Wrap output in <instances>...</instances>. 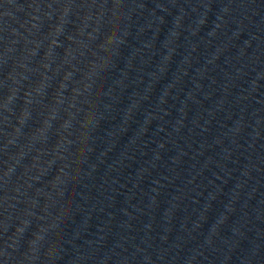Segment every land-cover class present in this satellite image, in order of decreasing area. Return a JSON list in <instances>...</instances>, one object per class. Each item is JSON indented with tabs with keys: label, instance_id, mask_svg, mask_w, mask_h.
I'll return each mask as SVG.
<instances>
[{
	"label": "water",
	"instance_id": "1",
	"mask_svg": "<svg viewBox=\"0 0 264 264\" xmlns=\"http://www.w3.org/2000/svg\"><path fill=\"white\" fill-rule=\"evenodd\" d=\"M0 264H264V0H0Z\"/></svg>",
	"mask_w": 264,
	"mask_h": 264
}]
</instances>
